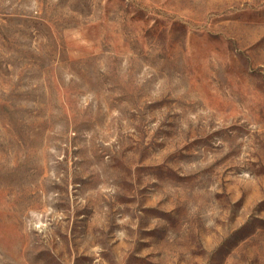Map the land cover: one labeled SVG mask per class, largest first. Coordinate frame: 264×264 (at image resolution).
Listing matches in <instances>:
<instances>
[{"label":"rangeland","instance_id":"obj_1","mask_svg":"<svg viewBox=\"0 0 264 264\" xmlns=\"http://www.w3.org/2000/svg\"><path fill=\"white\" fill-rule=\"evenodd\" d=\"M0 264H264V0H0Z\"/></svg>","mask_w":264,"mask_h":264}]
</instances>
